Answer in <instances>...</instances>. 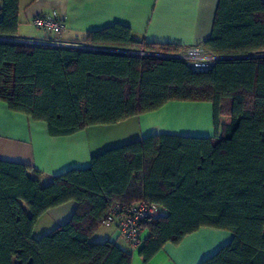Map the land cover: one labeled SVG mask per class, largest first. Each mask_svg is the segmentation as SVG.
Here are the masks:
<instances>
[{"label":"trees","instance_id":"obj_1","mask_svg":"<svg viewBox=\"0 0 264 264\" xmlns=\"http://www.w3.org/2000/svg\"><path fill=\"white\" fill-rule=\"evenodd\" d=\"M19 3L0 0V102L10 112L67 137L171 102L210 103L221 135L146 137L94 155L88 168L47 185L27 166L0 160V264H131L130 253L91 238L113 207L139 202L167 212L143 225L137 253L144 264L201 228L232 234L201 264H264V57L195 71L155 56L179 47L135 41L118 24L87 34L84 42L99 51L1 40L18 39ZM202 47L219 56L264 53V0H219ZM69 202L76 204L70 219L34 238L37 220Z\"/></svg>","mask_w":264,"mask_h":264},{"label":"crops","instance_id":"obj_2","mask_svg":"<svg viewBox=\"0 0 264 264\" xmlns=\"http://www.w3.org/2000/svg\"><path fill=\"white\" fill-rule=\"evenodd\" d=\"M218 1L20 0L17 38L89 46L84 42L88 33L118 24L129 28L133 39L142 43L172 45L180 49L202 47L210 37ZM53 11L63 27L60 34L29 36L20 32L22 25L31 26L34 17ZM184 104L171 102L155 112L114 125L88 127L67 137H51L44 123L33 122L22 114L10 112L0 102V160L27 166L31 177H39L42 185H47L55 176L70 169L88 168L92 156L130 141L160 135L203 137L217 141L221 128L216 131L213 123L205 134L179 132L175 128L179 121L199 120L201 107L212 112L210 103L211 109L204 106L205 103H191L188 104L191 109L181 111L174 107H186ZM137 188L136 196L141 198L139 181ZM75 209L76 204L69 202L49 210L37 220L33 237L39 238L67 222ZM161 214L165 216L166 210L162 208ZM36 230L40 233L38 237L34 236ZM146 236L147 229H144L142 237ZM231 239L230 232L201 228L186 236L177 246L170 243L164 245L148 264H201L228 245ZM91 241L112 242L131 254V264H144L137 251L125 244L115 226L100 227Z\"/></svg>","mask_w":264,"mask_h":264},{"label":"built area","instance_id":"obj_3","mask_svg":"<svg viewBox=\"0 0 264 264\" xmlns=\"http://www.w3.org/2000/svg\"><path fill=\"white\" fill-rule=\"evenodd\" d=\"M30 25L36 29L42 30L49 35H58L63 30L62 25L58 20L56 12H51L47 15H40L34 17ZM4 41H12V39L2 38ZM16 43L24 44H37V45H48L54 47L62 48H75L80 50H89V51H99L91 46H78V45H66L57 41L43 40H22L14 39ZM113 53H122V54H137V55H148L144 52H134V51H125V50H104ZM159 57L176 59L184 62L191 69L195 71H204L211 68L217 62L222 60L229 59H239V58H260L264 57L262 54H250L245 56H219L207 52L203 47L194 46L180 49L176 53L167 54V55H155ZM161 210L157 205L148 204L145 202H139L135 205H131L127 208L123 206L116 205L109 212L102 225L104 227L115 226L123 241L129 245L133 250H138L145 240L142 237L143 230L145 229L143 225L152 219H158L161 217Z\"/></svg>","mask_w":264,"mask_h":264},{"label":"rangeland","instance_id":"obj_4","mask_svg":"<svg viewBox=\"0 0 264 264\" xmlns=\"http://www.w3.org/2000/svg\"><path fill=\"white\" fill-rule=\"evenodd\" d=\"M20 30H21L20 32L22 34L29 35V36H36V35L39 36V35H42V34L45 33L44 31L36 29L35 27L24 26V25H22ZM45 36H46V33H45ZM188 104H191V103H185L184 104L187 108L184 107V106L180 107L179 105L178 106H174V107H177L178 110H180V111H181V109H191L190 106H188ZM203 105L204 106H209V108H210L209 103H205ZM188 115H190L189 112H188ZM198 116L200 117V119L199 120L197 119V121H193V120H188L189 122L179 121V124L176 123L174 126L179 132H188V133H192V134H205L208 131V126L210 124L212 125V123H213V121H212V112H211V110L209 112L204 107H201V114L198 113ZM188 118H190V117H188ZM226 119L227 118H225V116L221 115L220 118H219V124L220 125L224 124L226 122ZM130 142H127V143H130ZM127 143H124V144H127ZM39 234H40L39 231L36 230L34 236L38 237V236H40ZM127 246L129 247V245H127ZM135 251H137V250H135Z\"/></svg>","mask_w":264,"mask_h":264},{"label":"water","instance_id":"obj_5","mask_svg":"<svg viewBox=\"0 0 264 264\" xmlns=\"http://www.w3.org/2000/svg\"><path fill=\"white\" fill-rule=\"evenodd\" d=\"M10 42H14V39L12 41H10Z\"/></svg>","mask_w":264,"mask_h":264}]
</instances>
